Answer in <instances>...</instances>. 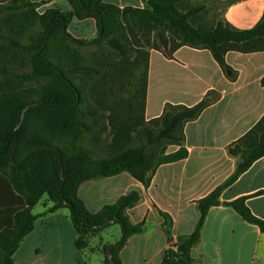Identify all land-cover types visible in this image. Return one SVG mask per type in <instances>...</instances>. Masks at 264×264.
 <instances>
[{
	"label": "trees",
	"instance_id": "16d2710c",
	"mask_svg": "<svg viewBox=\"0 0 264 264\" xmlns=\"http://www.w3.org/2000/svg\"><path fill=\"white\" fill-rule=\"evenodd\" d=\"M8 1L0 0V6ZM25 1L22 8L36 10L44 4ZM67 1L70 12L51 8L37 15L43 31L29 46L13 43L31 55L27 80L41 82L42 91L37 99L10 95L0 103V264H16L14 255L34 230L37 216L33 209L44 196L54 204L51 212L70 210L80 247L88 244H83V237L97 234L109 220L116 221L125 234L112 254L114 262L122 264L120 250L128 237L143 229L127 215L141 202L142 192L132 190L116 204L92 214L78 197L79 186L128 172L148 189L160 165L187 155L185 126L208 106L207 101L194 107L168 104L160 118L146 121L150 51L172 58L183 46L207 49L231 77L234 71L225 61L228 52L264 51V16L250 30L236 29L224 18L225 10L237 0H147L144 8H120L103 0ZM211 2L222 5L218 20L214 15L207 20ZM73 18L95 19L97 37L75 39L68 32ZM83 47L96 48L94 61L88 63L79 56ZM131 77L140 78L141 84L125 97L118 93V86ZM87 80L91 89L85 97L82 87ZM100 123L107 125L104 131L110 129L111 142L108 156L94 159V150L83 143L92 127ZM135 142L138 144L133 146ZM169 146H179L182 154L166 155ZM229 150L239 158L235 173L199 201L201 218L195 231L181 237L177 247L171 246L161 264H193L191 250L200 241L210 209L221 205L224 189L264 157V117ZM224 205L264 234V219L252 213L244 198ZM166 221L169 236L171 222ZM106 263L111 264L107 251Z\"/></svg>",
	"mask_w": 264,
	"mask_h": 264
},
{
	"label": "crops",
	"instance_id": "0c3cea01",
	"mask_svg": "<svg viewBox=\"0 0 264 264\" xmlns=\"http://www.w3.org/2000/svg\"><path fill=\"white\" fill-rule=\"evenodd\" d=\"M29 1L44 3L39 7L42 12L51 8L72 11L67 0ZM103 1L120 8H144L147 0ZM263 16L264 0H237L224 13L226 21L239 30L253 29ZM68 32L75 39H94L98 34L97 22L93 18H73ZM225 61L234 71L233 77L224 72L207 49L183 46L172 58L151 50L146 121L160 118L168 104L194 107L208 102L200 117L185 126L187 155L160 165L148 189L128 172L86 181L79 186L78 197L92 214L116 204L132 190L142 192L141 202L129 209L127 215L131 223L142 224L143 229L128 237L120 250L122 264H161L171 246L177 247L181 237L193 234L201 218L199 201L223 185L237 169L239 158L230 153L229 147L264 117V51H230ZM179 150V146H169L166 155L179 156L182 154ZM46 197L48 203L43 210L33 212L37 216L35 228L16 251L15 263L50 264L58 259L60 263L56 264H62L65 241L57 237L52 240L49 235L59 236L66 227L72 234L70 259L74 264H88L83 260V252L91 249L92 237L87 246L80 247V235L70 210L51 212L54 204ZM242 198L255 216L264 219V157L224 189L221 205L210 209L200 241L191 250L193 264H264V234L235 209L224 205ZM166 219L171 222L169 236L165 231ZM116 225L119 224L106 226L93 238L105 230H110L109 237L114 238ZM38 229L44 233V241L28 249V242L38 234ZM124 234L117 236L115 242L101 238V247L96 251L105 255L104 264H107L106 251L117 245Z\"/></svg>",
	"mask_w": 264,
	"mask_h": 264
},
{
	"label": "rangeland",
	"instance_id": "374dc122",
	"mask_svg": "<svg viewBox=\"0 0 264 264\" xmlns=\"http://www.w3.org/2000/svg\"><path fill=\"white\" fill-rule=\"evenodd\" d=\"M19 1L20 2L14 3L13 1L9 0L3 4L4 6H0V103L6 96L10 95H18L20 97L23 96L21 98L27 97L28 100L37 99L42 91L41 82L36 80H27V76H29L31 73V68L29 65L31 62V55L28 52L19 49L13 45V43L29 46L33 42V39L40 36L42 34L43 27L37 15H42L45 12H42L39 8L36 10L22 8L23 3H26V1ZM208 6L210 13L207 16V20H210L214 17V20L220 19L219 15L222 14V5L220 3L211 2ZM212 15H214V17ZM3 46L7 48L1 50ZM95 52L96 48L83 47L79 49L78 54L81 56V58L89 63L95 60L93 59ZM139 71L141 72L142 69ZM139 80L133 77L128 78L124 82L123 86H118L120 89L118 93H123L124 96L127 97L129 93H133L135 90L139 89L141 84V81ZM90 83L91 81L87 80L86 83L83 84L82 89L85 97L87 94H89V90L91 89ZM132 84H135V86H132ZM78 85L81 86L80 83H78ZM137 102H140V99H138ZM136 112L138 113L137 110ZM88 123L91 124V121L89 120ZM105 127H107L105 123H100L99 125L92 127L91 131H89L88 135H86L87 137L83 143L85 148L94 150V159L108 156L107 147L111 142V135L109 128L104 131ZM94 137L98 139L96 143L93 141ZM137 144L138 142H135L133 143V146H136ZM46 203H48L47 197L44 196L42 201L33 209V212L37 214L39 211H42ZM114 234L115 237L110 238V230H105L99 236L94 238V235L92 234L83 237L84 245L89 243V240L92 237V250L90 248L84 250L83 260L88 264H104L103 259L105 255L96 250L101 247V238L106 240V242H115L117 236L121 237L123 232L120 225L115 226ZM56 237L59 240L65 241L64 262L62 264H74L72 259H70L72 258L73 253V248L71 246L72 234L65 227L59 236L54 235L52 237L49 235V238L52 240H55ZM44 238V233L38 229V234L29 240L27 248L29 249V247L38 244V242L44 241ZM56 263H60L58 262V259L50 262V264Z\"/></svg>",
	"mask_w": 264,
	"mask_h": 264
},
{
	"label": "water",
	"instance_id": "95a60500",
	"mask_svg": "<svg viewBox=\"0 0 264 264\" xmlns=\"http://www.w3.org/2000/svg\"><path fill=\"white\" fill-rule=\"evenodd\" d=\"M28 108H29V107H27V108L25 109V111H26ZM23 117H24V115H23ZM19 127H20V125L18 126V128H19ZM61 177H62V178L64 177V171H62V173H61ZM115 223H116V221L109 220V221L106 222L105 226H110V225L115 224ZM112 248H113L112 246H110V247L108 248V250H107V254H108V257H109V260H110L111 264H116V263L114 262V260H113Z\"/></svg>",
	"mask_w": 264,
	"mask_h": 264
}]
</instances>
